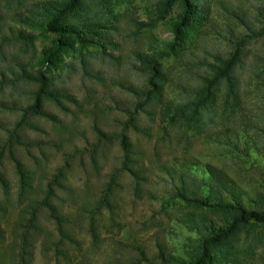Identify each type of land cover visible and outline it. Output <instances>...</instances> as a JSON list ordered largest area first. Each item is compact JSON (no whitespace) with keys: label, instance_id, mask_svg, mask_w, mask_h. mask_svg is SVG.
I'll return each instance as SVG.
<instances>
[{"label":"rangeland","instance_id":"374dc122","mask_svg":"<svg viewBox=\"0 0 264 264\" xmlns=\"http://www.w3.org/2000/svg\"><path fill=\"white\" fill-rule=\"evenodd\" d=\"M0 174V264L193 263L233 196L202 264H264V0H0Z\"/></svg>","mask_w":264,"mask_h":264},{"label":"trees","instance_id":"16d2710c","mask_svg":"<svg viewBox=\"0 0 264 264\" xmlns=\"http://www.w3.org/2000/svg\"><path fill=\"white\" fill-rule=\"evenodd\" d=\"M187 1V0H186ZM74 5V2H70L63 5L62 7H60V9L57 11V13L53 16L50 17L48 20L46 19L45 22L43 23L44 25V29L45 31H51L53 33L56 34V41H55V46L53 48V50H51L49 53H47L44 57H43V62L44 63H48L50 62V59L53 58V56L57 55L65 46H66V38L63 37V35L65 33H72V29L69 25H62V23L60 22V19L62 17V15L68 11L72 6ZM174 31L176 33L181 31V25L180 23L176 24L174 26ZM75 32V31H73ZM77 32H80V30H78ZM147 63H149L147 61ZM155 70V77L159 78L160 76V71H158V69H154ZM33 76V75H31ZM33 80H37L38 82V88L37 91L35 93V102L32 106H29V109L32 110L33 113L37 112L40 108L41 105V100L42 97H47L50 94H52V90L50 89V85H49V81L47 80L46 75H44L43 72H40V74L38 75V77H32ZM154 82V81H153ZM53 95V94H52ZM121 143L123 146V149L126 153V160L124 161V168L128 170L129 167L128 166V161L130 160L128 153L130 152V148H129V143L128 140L125 136H122L121 139ZM130 170H132V168L130 167ZM20 179H21V185L24 188L29 187V181H28V177L24 174V173H20ZM207 175L206 178L203 179V182H206L213 186L215 184L219 185V186H225L224 184V179L222 177V175H220L219 173H216L215 171H213L212 169H208L207 171ZM0 183L2 185V187L4 189L7 188V184L4 180V178L2 177V175L0 174ZM209 185V186H210ZM183 188V187H182ZM179 189V191L177 192V196H179L180 198L186 200L187 202H195V203H202V204H206L207 200H202L199 199L198 197H196L194 194H188L187 193V189ZM203 189V188H202ZM205 191V189H204ZM209 198L210 194L207 195ZM233 200H221V199H214L213 205L220 208L221 210H225L227 212H240V214L232 221V223L230 224V226L227 228V230H222V231H218L216 233H214L213 231H210L209 235L210 237H208L207 239H205L203 246H202V251H201V255L199 256V258H197L193 263H189V264H202L203 259H204V255L206 254V252L208 251V244L211 243H215L221 239H223L224 237H226L228 235L229 232H231V230L236 227L237 225H239L242 222H246L247 220H250V218H252V215H246L245 211H244V207L240 201V199L236 196L232 197ZM45 205L49 207V211L50 213H52V217L54 219H56L58 221V224H62L64 221V217L63 215L60 214L59 210L51 205L49 203V201H45ZM189 224L191 227H195L197 230H199V232L203 231L205 229V227H207L205 225V222L203 220H190ZM60 231V235L64 236L63 238H65V234L63 231V228L60 227L59 228ZM30 256L31 254L26 250V247L22 249V254L20 257V261L19 264H30L31 260H30Z\"/></svg>","mask_w":264,"mask_h":264}]
</instances>
